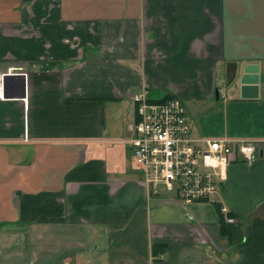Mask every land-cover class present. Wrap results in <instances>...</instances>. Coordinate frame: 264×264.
Wrapping results in <instances>:
<instances>
[{
    "label": "crops",
    "instance_id": "1",
    "mask_svg": "<svg viewBox=\"0 0 264 264\" xmlns=\"http://www.w3.org/2000/svg\"><path fill=\"white\" fill-rule=\"evenodd\" d=\"M11 67L0 264H264V0H0ZM144 88L179 96L195 136L262 140L217 202L145 183L129 141Z\"/></svg>",
    "mask_w": 264,
    "mask_h": 264
},
{
    "label": "built area",
    "instance_id": "2",
    "mask_svg": "<svg viewBox=\"0 0 264 264\" xmlns=\"http://www.w3.org/2000/svg\"><path fill=\"white\" fill-rule=\"evenodd\" d=\"M18 73L13 67L0 71V97L7 96V77ZM132 99L138 117L129 141L145 183L156 191L164 185L184 202H217L228 164L239 156L254 159L262 145L257 138L193 135L186 106L175 94L152 98L144 88L135 91ZM223 211L227 222L235 221L226 208Z\"/></svg>",
    "mask_w": 264,
    "mask_h": 264
},
{
    "label": "water",
    "instance_id": "3",
    "mask_svg": "<svg viewBox=\"0 0 264 264\" xmlns=\"http://www.w3.org/2000/svg\"><path fill=\"white\" fill-rule=\"evenodd\" d=\"M242 96H256L258 94V77L257 75H243L242 78Z\"/></svg>",
    "mask_w": 264,
    "mask_h": 264
},
{
    "label": "trees",
    "instance_id": "4",
    "mask_svg": "<svg viewBox=\"0 0 264 264\" xmlns=\"http://www.w3.org/2000/svg\"><path fill=\"white\" fill-rule=\"evenodd\" d=\"M219 210H220L221 231L224 235L228 236V238L231 239L232 238V232L224 220V214H223V211L221 210V207H219Z\"/></svg>",
    "mask_w": 264,
    "mask_h": 264
},
{
    "label": "rangeland",
    "instance_id": "5",
    "mask_svg": "<svg viewBox=\"0 0 264 264\" xmlns=\"http://www.w3.org/2000/svg\"><path fill=\"white\" fill-rule=\"evenodd\" d=\"M164 187H165L164 185H160L158 188H159L160 190L165 191V188H164Z\"/></svg>",
    "mask_w": 264,
    "mask_h": 264
}]
</instances>
